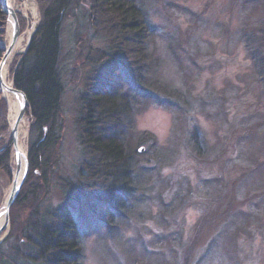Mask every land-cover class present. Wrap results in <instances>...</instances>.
<instances>
[{
  "label": "rangeland",
  "instance_id": "obj_1",
  "mask_svg": "<svg viewBox=\"0 0 264 264\" xmlns=\"http://www.w3.org/2000/svg\"><path fill=\"white\" fill-rule=\"evenodd\" d=\"M24 1L16 0L14 39L12 15L0 0L2 59L8 29L13 42L27 29L35 34L50 0H28L27 12L18 7ZM91 1L73 0L74 16L61 30L58 139L52 136L40 151L48 172L42 164L31 165L29 153L35 138L48 137V129L31 132L34 118L28 106L25 110L30 128L22 185L36 177L31 195L11 205L0 243L9 233L21 237L35 210L63 204L62 185L78 180L79 94L90 58L110 40L107 29L91 23ZM127 1L145 13L149 41L143 46L153 65L143 72L140 90L135 83L127 86L120 70L117 77L123 90L131 88L134 177L123 205L119 201L110 212L94 199L88 205L85 197L71 204L81 230L80 264H264V0ZM23 56L10 68L14 89ZM123 68L132 77V69ZM6 112L0 102V212L15 174ZM42 174L48 183L38 199L31 186Z\"/></svg>",
  "mask_w": 264,
  "mask_h": 264
},
{
  "label": "trees",
  "instance_id": "obj_2",
  "mask_svg": "<svg viewBox=\"0 0 264 264\" xmlns=\"http://www.w3.org/2000/svg\"><path fill=\"white\" fill-rule=\"evenodd\" d=\"M73 6V0H50L43 6L41 23L14 73L15 87L25 93L29 112L34 118L31 132L48 129V137L35 138L29 152L30 164L35 163L37 167L42 164L45 172H48V164L41 163V152L47 150L45 144L52 136L58 139L55 133L59 131L64 91L60 35L69 15L74 16L71 12ZM89 10L92 25L107 29L110 40L99 56L94 54L90 58V70L79 94L77 140L82 159L77 168L78 180L71 187L67 183L62 185L63 204L54 209L49 207L32 212L21 237L9 233L0 243V264H80L84 256L81 230L76 225L71 204L85 197L88 205L94 199L110 212L119 201V205H123L121 201H124L134 177L136 151L131 147L128 134L134 110L129 100L131 88L123 90L117 77L120 70L127 79V86L135 83L136 86L132 87L143 88L142 74L153 66L143 46L149 41V23L142 7L132 1L92 0ZM3 36L2 30L0 59L4 52ZM125 64L132 69L130 78L127 69L123 68ZM8 158L6 156L3 161L6 163ZM35 177H28L30 181L26 179L12 208L22 196L31 195L29 185ZM38 180L31 189L34 187L33 194L41 199L48 183L47 176L42 174ZM72 192L79 195L73 196Z\"/></svg>",
  "mask_w": 264,
  "mask_h": 264
},
{
  "label": "bare ground",
  "instance_id": "obj_3",
  "mask_svg": "<svg viewBox=\"0 0 264 264\" xmlns=\"http://www.w3.org/2000/svg\"><path fill=\"white\" fill-rule=\"evenodd\" d=\"M7 10L15 11L16 0H3ZM30 4L28 0H25L22 4L18 5L27 12ZM9 24H14V17L10 19ZM33 30L27 29L21 33V35L13 42L11 41V32L8 29L7 40L4 47L9 49V52L5 57L0 59V102H5L7 112L6 121L8 125L15 129V152L14 161H12V169L14 174V186L19 185L24 179L26 170L27 155H28V143H29V117L27 114H21L23 105V96L14 92L13 83L10 79V68L15 58L22 56L26 52V45L29 39L31 40ZM13 42V43H11ZM11 44V45H10ZM9 46V47H8ZM12 133V130H11ZM13 137V134H12ZM14 146V143H13ZM141 150V149H140ZM15 162V163H14ZM7 212L5 204L2 206L0 212V228H5Z\"/></svg>",
  "mask_w": 264,
  "mask_h": 264
},
{
  "label": "water",
  "instance_id": "obj_4",
  "mask_svg": "<svg viewBox=\"0 0 264 264\" xmlns=\"http://www.w3.org/2000/svg\"><path fill=\"white\" fill-rule=\"evenodd\" d=\"M7 12L14 17V24H13V26H14V34L13 35H14V39H15L17 37V35H18V26H17L16 15H15V13H14L13 10H7ZM8 52H9V49L6 50V53H8ZM4 57H5V55H4ZM13 91L23 96L24 101H23V105H22V109H21V114H23V113H25V110H26V108L28 106V100L26 98V95L22 91H20V90H18L16 88ZM12 134H13V143H14V148H15V144H16L15 141L16 140H15V129L14 128H12ZM141 151H142V148H141ZM27 164L28 163H26V170H25L24 177L26 176V173H27ZM22 182L19 185L14 186L12 188L11 192H10L8 201L6 203L7 221L9 219V217H8V215H9V209H10L11 205L14 203V201L16 200L17 196H18V193H19L20 188L22 186Z\"/></svg>",
  "mask_w": 264,
  "mask_h": 264
}]
</instances>
